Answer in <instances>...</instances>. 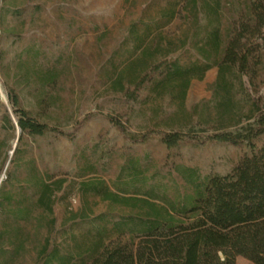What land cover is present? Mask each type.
Segmentation results:
<instances>
[{"label":"rangeland","instance_id":"1","mask_svg":"<svg viewBox=\"0 0 264 264\" xmlns=\"http://www.w3.org/2000/svg\"><path fill=\"white\" fill-rule=\"evenodd\" d=\"M17 3L28 6L22 21L9 24L17 27L18 36L6 38L0 34V52L5 53L9 83L15 84L26 110H35L38 95H45L50 104L46 112L49 117L44 118L63 134L49 132L24 137L19 143L21 134L12 115L0 60V188L9 175L11 183L5 185L4 193L23 185L24 175L11 170L10 165L14 151L18 150L17 163L32 160L39 173L49 178V183L61 182V189L54 196L51 242L61 254L78 256L88 250L96 252L118 241L115 228L129 208L124 203L104 201L94 187H105L128 199L151 198L159 204L173 202L188 191L181 177L169 172L171 165L166 162L163 145L155 141L132 145L104 117L120 119L133 133L182 127L184 114L179 106L178 88L160 82L149 84L134 102L125 100L115 87L120 83L124 89L133 90L149 62L174 59L190 78L184 99V106L190 111L211 98L217 68L202 71L206 64L193 49L197 41L192 32L193 16L182 0H18ZM133 23L136 27L131 31ZM29 46L38 48L39 65L59 75L54 89H41L33 81L25 84L20 76L15 78L14 61ZM262 144L264 136L255 141V146ZM253 152L247 144H186L173 151V163L195 168L200 177L223 175L241 156H251ZM131 163L138 166L142 178L149 180L155 173L156 177L147 183L141 181L136 191L127 190L126 167ZM144 189H152V196ZM18 206H21L18 200L9 205L13 209ZM46 214L33 199L29 219L20 227L24 233L23 250L12 255L14 246L10 240H1L0 264H31L32 253L45 233L37 219ZM11 225H14L11 221L0 219V231ZM235 264L253 263L236 257Z\"/></svg>","mask_w":264,"mask_h":264},{"label":"trees","instance_id":"2","mask_svg":"<svg viewBox=\"0 0 264 264\" xmlns=\"http://www.w3.org/2000/svg\"><path fill=\"white\" fill-rule=\"evenodd\" d=\"M17 1L0 0L2 37L18 36L17 27L9 24L22 21L28 6ZM182 1L193 16L192 32L197 39L193 49L206 64L202 71L217 68L211 98L187 111L184 99L190 82L188 72L176 60L163 59L146 65L133 90L124 89L120 83L115 90L125 100L136 102L139 92L149 84L176 86L184 114L182 127L133 133L120 119L111 115L104 117L132 145L151 141L163 145L166 162L171 165L169 172L179 175L188 191L173 202L159 204L151 198L128 199L105 187H94V192L104 201L124 203L129 208L128 214L116 225L118 241L96 252L88 250L78 256L61 254L50 239L55 225L54 196L61 189V182L49 183V178L39 173L32 160L17 163L18 150H15V158L10 160L11 170L24 175L23 185L14 192L4 193L5 185L11 183L9 175L0 188V219L14 224L0 231V241L10 240L14 246L10 254L23 250L24 233L20 227L29 219L34 199L47 214L37 219L45 233L32 253L31 264H235L236 257L264 264V144L255 146V141L264 136V0ZM35 6L39 9L37 3ZM170 18H174L172 14ZM135 27L133 23L130 30ZM38 51L29 46L16 57L15 78L20 76L25 84L33 81L41 89L52 90L59 75L39 65ZM4 56L0 52L1 76L20 130L19 143L26 137L49 132L63 134L44 118L49 117L46 112L50 104L45 95H38L35 110L23 108L15 84L9 83ZM6 121L11 122L8 115ZM186 144H247L254 152L251 156H241L226 174L200 177L195 168L173 163V151ZM139 170L132 163L127 165L124 188L136 191L141 181L147 183L156 177L155 173L149 180L142 178ZM144 192L153 194L152 189ZM17 200L20 207H9Z\"/></svg>","mask_w":264,"mask_h":264}]
</instances>
